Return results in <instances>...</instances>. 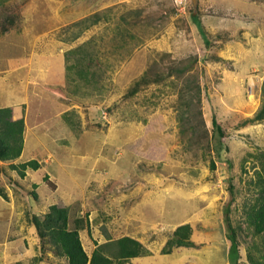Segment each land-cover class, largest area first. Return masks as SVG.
<instances>
[{
  "label": "rangeland",
  "instance_id": "374dc122",
  "mask_svg": "<svg viewBox=\"0 0 264 264\" xmlns=\"http://www.w3.org/2000/svg\"><path fill=\"white\" fill-rule=\"evenodd\" d=\"M263 83L264 0L1 1L0 108L26 114L27 144L55 156L53 180L38 184L20 159L0 161L10 237L34 238L30 264H68L29 221L57 205L87 252L132 236L140 257L165 264H235L238 251L239 264H264V234L246 220L264 162ZM182 225L193 245L165 253ZM230 229L238 250L226 255Z\"/></svg>",
  "mask_w": 264,
  "mask_h": 264
},
{
  "label": "trees",
  "instance_id": "16d2710c",
  "mask_svg": "<svg viewBox=\"0 0 264 264\" xmlns=\"http://www.w3.org/2000/svg\"><path fill=\"white\" fill-rule=\"evenodd\" d=\"M3 0H0V3ZM69 68H67L68 70ZM262 107L259 110L256 119H264V83L262 84ZM6 108H0V161H12L20 156L22 151V136L24 131V120H12ZM212 126L215 130L213 134L214 153L218 161L222 160V152L225 150L220 139L223 137L221 128L216 121L212 119ZM13 169H18L17 165H11ZM21 168L19 174L23 177L26 169L36 170L38 163L30 160L18 165ZM214 168V163H211ZM257 174L258 193L254 204L251 206L246 215L247 225L253 227V235L264 234V162L261 170ZM47 179V177H44ZM2 195V193H0ZM3 196V195H2ZM33 196H35L33 194ZM30 224L34 226L39 238L48 237L51 245L56 249L59 256L66 258L68 264H113L128 262L132 258L143 256L146 251L137 240L128 236L121 237L110 242L96 245L90 256L87 255L79 238L78 228L68 229L67 227V210L57 205H51L48 212L43 218H30ZM190 227L182 225L176 228L172 238L166 243L169 253L174 247H189L193 244L189 241ZM230 243V250H238V241L236 232L230 229L226 236ZM55 252V251H54Z\"/></svg>",
  "mask_w": 264,
  "mask_h": 264
},
{
  "label": "crops",
  "instance_id": "0c3cea01",
  "mask_svg": "<svg viewBox=\"0 0 264 264\" xmlns=\"http://www.w3.org/2000/svg\"><path fill=\"white\" fill-rule=\"evenodd\" d=\"M19 115V118L14 117L15 114H13V120H19V119H23L24 120V133H23V144H22V151L20 153V156L17 159H20L22 161V163H25L27 161L30 160H35L38 163V168L36 170H32V169H26L25 171H23L24 173V180H27L30 178L31 180H35V184H38L39 182H41V179L44 177H48L47 179L49 180H53V177L50 176V171L49 169L51 168V164L54 162L55 160V156L53 155L54 150L52 149V147L47 145H39V140H35V142H31L29 144H27V141L24 138L25 132L29 131V127L26 121V114L21 115V114H17ZM16 115V116H17ZM29 135V134H28ZM28 135H25V137H27ZM51 158L52 162H46L42 161V159L45 158ZM56 175V173H55ZM50 176V177H49ZM10 201V200H9ZM56 204V203H54ZM7 205V206H6ZM10 202L9 204L7 202H5L4 200H2V198H0V216L2 215L1 220H3V226L5 227L4 230H0L1 231V235H0V264H30L34 261V259L36 258V250H35V246H36V241H34V238L31 237L29 238V240L27 238H15L14 237H10L9 233H11L12 230L10 227V213H8L9 215L7 216V211L9 208ZM51 206V205H50ZM4 215L7 218H3ZM184 224L183 222H180L179 225ZM19 225H21V223H19ZM15 226L19 227L17 224H15ZM8 228V229H7ZM192 228V227H191ZM79 236L80 233H79ZM131 237L132 236H128ZM223 243L225 245L224 252L227 255V250L229 251L230 249V243L228 242V240H223L220 241V244ZM102 243L97 242V245H100ZM83 249L85 250V252L87 253L88 256H90L93 252V250L95 249L96 245H93V247H91V249L89 250V252H87L86 247L82 244ZM192 249V248H191ZM151 251V250H150ZM190 254V253H189ZM191 256L189 258L194 259L193 261H190L189 264H202L201 261H197V256H193L192 254H190ZM172 256L171 257H167V256H160V257H155L154 254L152 255H148L146 257H137V258H132L134 260H138L136 262V264H165V262L167 261V263L171 262ZM130 259V260H132ZM168 259H170L168 261ZM179 259V258H178ZM197 261V262H196ZM188 262V261H187ZM240 263V253L238 251V255L236 258V262L235 264H239ZM222 264H230V260H224L222 261Z\"/></svg>",
  "mask_w": 264,
  "mask_h": 264
},
{
  "label": "built area",
  "instance_id": "2783aa9c",
  "mask_svg": "<svg viewBox=\"0 0 264 264\" xmlns=\"http://www.w3.org/2000/svg\"><path fill=\"white\" fill-rule=\"evenodd\" d=\"M183 1H185V0H178V3L181 4Z\"/></svg>",
  "mask_w": 264,
  "mask_h": 264
},
{
  "label": "water",
  "instance_id": "95a60500",
  "mask_svg": "<svg viewBox=\"0 0 264 264\" xmlns=\"http://www.w3.org/2000/svg\"><path fill=\"white\" fill-rule=\"evenodd\" d=\"M193 2H195V0H193Z\"/></svg>",
  "mask_w": 264,
  "mask_h": 264
}]
</instances>
